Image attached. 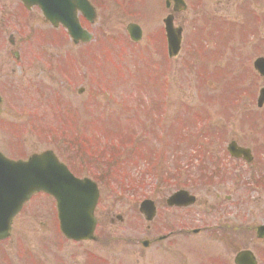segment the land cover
<instances>
[{"label":"rangeland","instance_id":"rangeland-1","mask_svg":"<svg viewBox=\"0 0 264 264\" xmlns=\"http://www.w3.org/2000/svg\"><path fill=\"white\" fill-rule=\"evenodd\" d=\"M91 1L98 17L93 26L85 23L93 34L90 43L73 44L33 12L26 25L54 44L38 47V39L23 43L18 65L0 52V151L9 159L27 160L52 150L76 177L95 181L100 189L98 241H67L59 230L55 201L40 194L14 219L10 237L0 241V264H153L154 249L141 242H151L155 235L139 206L146 199L164 202L179 190V181L169 183L170 177H181L200 200L210 199L216 190L234 195L239 227L264 219V105L257 107L264 78L254 69L255 60L264 57V22L253 16L259 0H186L188 8L175 15L184 44L173 63L170 94L163 92V41L156 38V51L149 46L150 35L163 36V20L171 13L165 0H125L132 2L129 12L137 10L136 19L125 17L114 0ZM130 23L143 30L137 44L127 34ZM0 34L6 45L17 39L1 25ZM193 48L203 50L201 59L187 53ZM63 74L75 84L64 83ZM198 115L211 119L204 133L196 130ZM70 127L99 140L114 139L122 150L112 153L110 166L93 163L76 141L53 133ZM232 141L251 151V165L229 159ZM161 156L174 170L184 171L190 159L196 162L184 177L175 176L165 170ZM217 156L227 165H218ZM198 158L206 162L199 165ZM204 209L189 213L205 215ZM241 234L240 229L238 249H253L258 264H264V245L249 243ZM193 238L179 237L182 242ZM197 248L191 255L199 256L203 249Z\"/></svg>","mask_w":264,"mask_h":264},{"label":"water","instance_id":"water-1","mask_svg":"<svg viewBox=\"0 0 264 264\" xmlns=\"http://www.w3.org/2000/svg\"><path fill=\"white\" fill-rule=\"evenodd\" d=\"M173 1L175 2V11H180L184 7L183 0ZM49 2V5L54 7V15H51V11H45V14L53 25L62 23L76 43L91 41L92 37L82 30L76 17V11L80 10L91 23H94V10L86 0H49ZM38 4L41 3L38 2ZM57 14L60 16L58 17ZM165 23L170 42L174 41L177 44L180 39V30L173 28L172 17H169ZM128 32L134 41L140 39L141 33L138 27L131 25ZM256 67L264 75V60H259ZM263 102L264 90L261 91L259 106H262ZM229 151L235 157L243 156L245 159L251 160L249 151L237 148L235 143L230 145ZM40 192L55 198L60 229L66 238L76 241L95 239L94 232L97 222L94 211L99 199L96 184L87 179L74 178L67 168L58 162L54 153L49 151L32 156L28 162L10 161L0 154L1 240L9 237L11 222L21 211L24 203L30 200L32 195ZM172 201L189 205L193 203L194 199L188 198L185 193H179L172 198ZM141 210L148 220L152 218L154 209H152L151 202H145ZM259 235L264 238V227L259 229ZM240 260L245 264H255L254 259L248 253L240 254L237 263L242 264Z\"/></svg>","mask_w":264,"mask_h":264},{"label":"flooded vegetation","instance_id":"flooded-vegetation-1","mask_svg":"<svg viewBox=\"0 0 264 264\" xmlns=\"http://www.w3.org/2000/svg\"><path fill=\"white\" fill-rule=\"evenodd\" d=\"M33 12H38L42 16L38 8L26 7L22 0H0V25L12 30L13 35L11 36L17 38L8 39L6 45L1 40L0 34V52L7 53L13 63L20 60L22 48L25 46L23 43H30V33L35 31L34 28H28L26 25V18L32 21ZM8 19L16 20V24L11 25L8 23ZM176 192L169 194L164 202L163 200L153 201L156 214L150 227H152L151 230L155 237L151 242L149 241L147 247L154 249L153 264H236L238 253L242 250H249L238 249L240 229L241 235L246 237L249 243L264 245V240L258 239V229L264 225V219L258 221L257 224L254 222L245 225V228L239 227L238 209H235L236 205H233L234 195L223 196V191L216 190L211 191L210 199L200 200L196 194L190 192L195 197L193 205L184 208L168 207V198ZM163 203L166 205L165 209L162 206ZM195 207L205 208V215L199 213L195 217L192 216L189 211ZM176 214L179 215L176 216ZM250 216L248 215V217ZM193 218L200 226L191 221ZM192 236L195 237L193 240H183L182 242L179 239V237ZM197 247L203 249L202 252L197 254L199 256L191 255V250ZM251 250L253 251V249ZM203 256L204 260L197 262Z\"/></svg>","mask_w":264,"mask_h":264}]
</instances>
